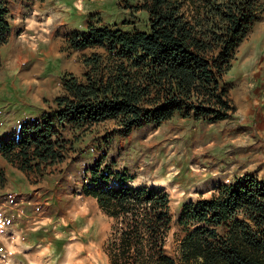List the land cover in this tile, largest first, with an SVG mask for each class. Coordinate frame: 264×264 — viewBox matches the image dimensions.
Segmentation results:
<instances>
[{"label":"trees","instance_id":"1","mask_svg":"<svg viewBox=\"0 0 264 264\" xmlns=\"http://www.w3.org/2000/svg\"><path fill=\"white\" fill-rule=\"evenodd\" d=\"M120 9L129 14L123 23L134 26L99 31L89 25L73 36L72 48L105 43L107 55L84 60L85 80L64 79L67 93L57 98L58 111L27 127L32 137L2 145L6 158H21V169L63 160L65 141L55 137V123L82 131L113 121L117 129L107 137L110 142L111 136L158 127L177 116L209 124L229 117L233 109L222 78L234 50L264 12V0H125ZM7 17L0 0V47ZM107 159L88 169L94 187L86 194L113 220L105 249L110 264H264V182L244 176L220 186L209 199L185 205L179 224L196 228L170 255L169 194L127 187L133 177L115 172V161ZM4 183L0 169V188Z\"/></svg>","mask_w":264,"mask_h":264},{"label":"rangeland","instance_id":"2","mask_svg":"<svg viewBox=\"0 0 264 264\" xmlns=\"http://www.w3.org/2000/svg\"><path fill=\"white\" fill-rule=\"evenodd\" d=\"M124 1L88 0L93 13L90 25L99 31L132 28L123 23L129 17L120 9ZM7 22L6 43L42 40L40 32L17 29L21 20L7 17ZM106 45H97L100 49L94 54L107 55ZM94 54L81 58L84 65ZM222 83L233 110L215 124L177 116L158 127L144 126L127 135L111 136L110 142L107 137L117 129L115 122L74 130L68 140L57 133L55 137L65 141L63 160L39 169L33 161L29 163L33 169H21L20 157L8 159L2 152L5 183L0 196L12 186H20L23 194L11 202L0 199V264H110L105 249L113 220L86 194L94 187L87 179L91 167L83 171L79 158L87 155L83 151L92 143L101 154L96 157H109L106 163L114 160L115 172L125 171L133 177L126 181L127 187L169 194L171 229L166 250L176 255L180 241L196 228L179 224L185 205L209 199L220 186L232 185L244 176L264 182V12L234 50ZM79 139V145L69 144ZM117 186L110 183V187Z\"/></svg>","mask_w":264,"mask_h":264},{"label":"crops","instance_id":"3","mask_svg":"<svg viewBox=\"0 0 264 264\" xmlns=\"http://www.w3.org/2000/svg\"><path fill=\"white\" fill-rule=\"evenodd\" d=\"M4 2L8 17L16 22L21 20V24L16 23L17 29L40 32L43 41L9 44L6 40L0 47V157H5L2 145L21 141L24 135L32 137L33 133L26 132V128L58 111L56 100L67 93L63 77L69 75L83 80L88 67L81 58L100 49L98 46L74 49L70 45L72 37L86 32L91 23L93 13L88 9V0ZM109 122L113 121L106 120L88 130L96 125L108 126ZM53 127L65 140L74 131L69 123H55ZM80 141L69 140V144L75 147ZM97 149L95 143L88 144L83 151L87 155L79 157L84 162L83 171L102 158L96 157L97 154L101 156ZM20 189V186H12L4 190L0 199L11 202L17 199V195L22 196Z\"/></svg>","mask_w":264,"mask_h":264},{"label":"bare ground","instance_id":"4","mask_svg":"<svg viewBox=\"0 0 264 264\" xmlns=\"http://www.w3.org/2000/svg\"><path fill=\"white\" fill-rule=\"evenodd\" d=\"M255 48V47H254ZM263 48V47H262ZM243 95V94H242ZM244 96V95H243ZM241 97V96H240ZM241 98H243V97H241ZM241 105H243L242 103H241ZM163 170V169H162ZM172 172H173V170H172ZM178 173V172H177ZM170 174V173H169ZM181 174V173H180ZM171 175V174H170ZM182 176V175H181ZM169 178H170V176H168ZM176 177V176H175ZM180 178V177H179ZM180 180V179H179ZM183 182V181H182ZM170 183V182H169ZM172 183V182H171ZM184 183V182H183ZM10 254V253H9ZM35 255H36V253H34ZM3 256V255H2ZM32 256V255H31ZM36 258L38 259V260H40V256H39V254H37V256H36ZM36 258H34V259H36ZM1 259V258H0ZM2 261V260H1ZM6 263H7V261H6ZM4 264V263H3Z\"/></svg>","mask_w":264,"mask_h":264}]
</instances>
